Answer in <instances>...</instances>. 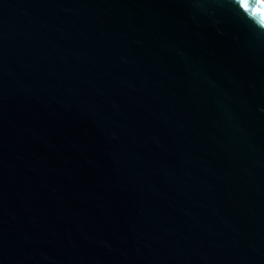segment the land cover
Returning <instances> with one entry per match:
<instances>
[{
	"label": "water",
	"instance_id": "obj_1",
	"mask_svg": "<svg viewBox=\"0 0 264 264\" xmlns=\"http://www.w3.org/2000/svg\"><path fill=\"white\" fill-rule=\"evenodd\" d=\"M0 264H264V10L0 0Z\"/></svg>",
	"mask_w": 264,
	"mask_h": 264
},
{
	"label": "bare ground",
	"instance_id": "obj_2",
	"mask_svg": "<svg viewBox=\"0 0 264 264\" xmlns=\"http://www.w3.org/2000/svg\"><path fill=\"white\" fill-rule=\"evenodd\" d=\"M251 1L254 2L262 10H264V0H251Z\"/></svg>",
	"mask_w": 264,
	"mask_h": 264
},
{
	"label": "snow or ice",
	"instance_id": "obj_3",
	"mask_svg": "<svg viewBox=\"0 0 264 264\" xmlns=\"http://www.w3.org/2000/svg\"><path fill=\"white\" fill-rule=\"evenodd\" d=\"M243 7H244L245 9H247L248 5H247V3H246V2H245V3H243Z\"/></svg>",
	"mask_w": 264,
	"mask_h": 264
}]
</instances>
